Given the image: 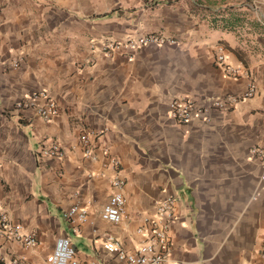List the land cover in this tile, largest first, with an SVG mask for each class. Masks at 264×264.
<instances>
[{"label":"crops","instance_id":"obj_1","mask_svg":"<svg viewBox=\"0 0 264 264\" xmlns=\"http://www.w3.org/2000/svg\"><path fill=\"white\" fill-rule=\"evenodd\" d=\"M152 32L176 42L102 52L109 40ZM219 44L246 74L225 77ZM0 59V211L40 242L27 248L0 234V264H47L60 236L82 264L108 262L104 243L135 250L145 218L169 197L178 217L167 229L172 264H262L264 0H0ZM250 78L258 94L211 110L209 121L178 124L169 115L175 96L235 94ZM41 90L59 106L52 120L13 110ZM85 130L99 132L94 158L80 140ZM53 142L66 159L38 156ZM118 173L125 211L115 224L101 213ZM76 204L86 221L65 216Z\"/></svg>","mask_w":264,"mask_h":264},{"label":"built area","instance_id":"obj_2","mask_svg":"<svg viewBox=\"0 0 264 264\" xmlns=\"http://www.w3.org/2000/svg\"><path fill=\"white\" fill-rule=\"evenodd\" d=\"M167 42L175 43L176 41L161 33L152 32L128 36L121 40H109L104 43L102 52L104 54H113L122 48L139 51L147 45H163ZM12 63L14 66L19 65L17 60ZM215 63L224 72L225 77L238 78L246 74L243 68L235 67L226 60V48L223 44L217 46ZM258 92L259 88L256 81L250 78L246 90L235 94L210 96L204 99L175 96L169 102V115L178 124H187L195 117L201 121H209L211 110H229L234 108L239 102L254 97ZM28 108L34 109L39 116L47 121L52 120L60 112L55 98L47 90L36 91L23 96L14 104L13 110L23 111ZM98 135L99 132L92 130H85L80 135V140L85 147V154L88 157H95V149L91 140ZM101 148L103 153L109 158V165L119 171V159L110 155L106 144L103 143ZM257 151L264 152L259 149ZM37 154L40 158L64 160L66 159L67 151L60 143L53 142L47 145L42 144ZM124 185L125 179L118 173L112 179L113 192L101 213L104 220L115 224L122 220L125 211V199L122 191ZM173 206L174 198L169 197L158 204L155 218H145V225L139 228V231L146 235V240L135 250L127 251L116 240L111 238L104 243V248L110 260L107 262L96 259L89 261L87 264H172L169 261L171 242L167 229L171 223L178 221ZM65 216L73 222H83L88 218V211L76 204L65 213ZM0 234L18 241L27 248L35 247L40 243L36 233L26 232L22 224L12 221L9 214L3 211H0ZM259 255L262 264H264V244L259 249ZM46 261L47 264H82L77 258L75 248L68 236L57 238L53 250L47 255ZM8 264H26V262L22 258L15 257Z\"/></svg>","mask_w":264,"mask_h":264}]
</instances>
